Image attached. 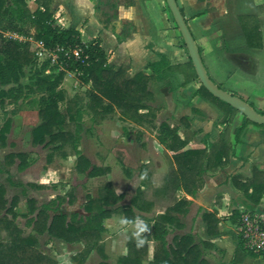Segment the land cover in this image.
<instances>
[{
    "label": "crops",
    "instance_id": "crops-1",
    "mask_svg": "<svg viewBox=\"0 0 264 264\" xmlns=\"http://www.w3.org/2000/svg\"><path fill=\"white\" fill-rule=\"evenodd\" d=\"M36 1L33 0L31 8L37 5ZM48 3L56 22L64 28H76L83 43L100 39L111 66H125L128 75L142 72L149 79L147 88L152 97L147 105L151 110H141L139 114L143 116L142 126L159 125L154 135L124 119L116 108L109 121L123 130L120 136L115 135L114 141L127 145L125 149L111 150L110 146L105 151L110 159L118 150L124 152L119 153L121 158L126 156L127 165L114 163L107 170L119 173L120 181L115 179L113 186L119 198L116 207L133 209V214H128L129 221L123 213H113L104 220L102 233L107 235L106 240L111 239L109 249L116 250L121 243V255L128 254L127 242L137 232L134 218H139L150 226V231L140 233L148 247L143 264L153 263L156 253L158 264H264V257L243 250L237 235L243 212L264 209V194L255 204L243 190L248 179L258 173L264 177V125L248 124L236 142L234 131L241 126L243 116L240 113L227 116L217 102L197 95L202 84L194 76L188 49L166 0H49ZM177 3L212 81L230 94L255 102L256 105L251 104L256 110H264V0H177ZM160 63L159 75L147 68ZM162 124L178 129L180 142H185L179 151L168 147L172 144L171 137L167 143L160 141ZM93 125L89 130L83 124L79 136L84 139L95 132L98 126ZM126 126H136L143 134L134 138ZM93 138L97 141V132ZM222 138L233 146L226 152L224 168L217 165L214 168L212 163L211 169H206L208 159L203 156L199 162L197 158L180 164L176 160L185 151L206 150L208 158L211 145ZM216 152L213 151L212 157ZM133 157L140 163L131 160ZM130 160L133 169L128 166ZM195 163L192 170L186 169L188 164ZM186 187L198 189L193 194ZM139 190L141 210L132 205ZM57 203L61 210L60 202ZM85 206L84 215L63 213L85 218L89 215ZM160 216L167 219L161 222L165 234L163 239L156 240L153 227ZM44 236L66 244L48 234ZM188 249L187 257L179 255Z\"/></svg>",
    "mask_w": 264,
    "mask_h": 264
},
{
    "label": "trees",
    "instance_id": "trees-1",
    "mask_svg": "<svg viewBox=\"0 0 264 264\" xmlns=\"http://www.w3.org/2000/svg\"><path fill=\"white\" fill-rule=\"evenodd\" d=\"M36 2L37 5L31 8L27 0H0V101L3 102L9 98L16 100L25 91L30 95L34 92L41 94L39 117L42 122L33 130V144L46 147L59 142L58 145L61 147L64 143L72 140L76 134L74 130L71 131V127L80 120V111L77 110V106L83 101V98L76 96L68 102L65 113L60 110V103L66 99L65 93L60 90V85L68 72H77L81 82L90 86L89 90L86 91V96L90 100L88 108L94 116L109 114L116 108L124 119L141 123L143 116L139 114L140 111L151 110L147 105L148 100L152 97L147 88L149 79L145 78L142 72L134 76L128 75V68L125 66H111L100 39L83 43L76 28H64L56 22L48 5L49 0H37ZM33 30L34 33L32 34ZM8 33L33 37L36 41H43L49 49L63 47L66 50H73L78 48L81 50V57L76 60L72 56L60 53L58 56L59 60L63 62V70L57 72V69L54 68L53 71L50 70L47 73V66L45 65L35 72L32 84L25 85L21 82L25 69L35 64L34 54L30 52L31 43L8 37ZM190 65L194 76L198 78L192 61H190ZM148 67H151L156 75L161 73V63L151 64ZM197 95L217 102L226 110L227 116L240 113L226 102L216 98L202 85L197 91ZM249 104L252 106L251 103ZM258 112L264 114V112ZM241 115L244 120L241 126L234 131L236 142L240 141V136L248 124L257 125L243 114ZM67 118H69V122H67ZM9 129V121L3 128H0V147L6 144V133ZM160 130L163 135L160 140L162 143H167L169 137L172 138V144L168 145L169 148L179 151L185 145V142H180L177 128L162 124ZM232 148V144L227 143L222 138L221 142L211 145V154L208 158L206 150H201L182 152L176 156V160L180 164L182 161L197 158V162H199L203 156L204 159H208L206 169H211L212 163H214V168L216 165L218 168H224L227 161L226 152ZM214 150L217 152L212 157ZM15 158H22V163L26 160L24 154H10L6 160L11 161ZM82 162L88 164V161L85 158L79 159V171L85 172L81 168L82 166L80 167ZM196 163L188 164L186 169L192 170ZM97 174L98 170L96 169H92L88 173L91 177ZM263 181V175L258 173L253 179H248L243 186L244 192L255 204L261 201L264 194ZM186 189L195 194L194 191L198 188L190 190L186 187ZM251 189L253 190L252 193H250ZM6 192V187L0 183V229L2 227L8 235L7 242L0 240V264H58L55 259L40 248L38 236L45 234L66 243H72L76 240L84 241V244L87 245V253H90L98 247L101 233L105 231L103 222L106 218H109L113 213H123L129 221L128 214H133L132 208L116 207L119 198L109 187L104 188L99 199L88 201L85 211L89 215L85 218L78 215L68 217L60 210L57 201H50L38 206L35 199L28 198L29 221L33 224V229L37 234L24 235L23 230L13 220L9 219L10 214L16 216L15 207L18 205L19 199L15 196L11 202H8ZM23 192L26 194L27 190L23 189ZM139 202L140 190L132 200V205L141 210L142 207ZM136 220L137 218H134V221ZM166 220L165 216L155 219L154 239H163L165 228L161 222H166ZM148 227L150 228L149 225ZM137 239L138 237H134L129 240L128 254L121 257L116 264H143L147 257L148 247L146 244L137 246ZM189 253L188 249L184 254L180 252L179 255L187 257ZM151 264H158L157 253L154 262ZM168 264L174 263L168 262Z\"/></svg>",
    "mask_w": 264,
    "mask_h": 264
},
{
    "label": "rangeland",
    "instance_id": "rangeland-1",
    "mask_svg": "<svg viewBox=\"0 0 264 264\" xmlns=\"http://www.w3.org/2000/svg\"><path fill=\"white\" fill-rule=\"evenodd\" d=\"M27 2L29 6H33V0H27ZM7 35L24 41L30 38L15 33H8ZM30 52L34 54L35 64L25 69L24 76L21 79L23 84H32L35 72L45 65L47 71H53L54 68L57 69V72L63 70V62L59 58L52 63L49 56L38 57L35 44H31ZM89 88L90 86L81 82L77 72L66 73L60 85V90L65 93L66 97L65 101L60 103L62 112L65 113L70 100H73L76 96L83 98V101L77 106V110L80 111V120L76 122L75 126L71 127V131L74 130L76 134L72 133L74 134L73 139L64 143L61 147L58 145L59 142L46 147L33 144V130L42 122L39 117L41 94L34 92L30 95L25 91L16 100L9 98L3 102L0 101V128H3L6 122H10V129L6 133V144L0 147V183L6 187L8 202H11L15 196L19 199L18 205L15 207L16 216L10 214L9 219L13 220L23 230L24 235L37 234L33 229V224L29 221L28 198L35 199L38 206L56 200L60 202L61 211L70 216L73 212H80L84 215V206L91 199H99L104 188L109 187L115 194L113 186L116 184L115 179L120 181L119 173H112L107 170H110V164L122 163L127 165L125 162L126 156L121 158L119 153L124 154V152L118 150L116 153L114 151L110 159L105 151L106 149L109 150L110 146H112L111 150L115 148L125 149L127 145H124L123 141H114L116 140L115 135L120 136L123 131L120 126L109 122L115 115V110L102 116H94L90 111L88 108L90 100L86 96V91ZM251 103L256 105L255 102ZM258 111L264 112L263 109ZM231 116L233 117V115ZM67 119V122H69V118ZM94 123L98 126L95 129L98 134L97 141L93 138L95 134L93 131L91 135L84 139L79 136V128H83V124L90 130L94 127ZM136 124L143 125L142 123ZM142 127L147 130L146 134L154 135V131L157 130L159 125L156 123L146 124ZM126 128L129 130L128 133L131 134L132 132L134 138L140 133L143 134L142 130L136 126H126ZM10 154H24L26 160L24 163H22V158H15L11 161L6 160V157ZM80 158H85L88 161V164L83 162L80 164L85 172L79 171ZM131 160L139 163L141 161L136 160L134 157ZM131 160L128 166L133 169ZM92 169L98 170V174L94 177L88 175ZM23 189L27 190L26 194H24ZM7 236V232L1 227L0 240L7 242ZM134 237L137 236L135 235L129 240ZM38 238L41 250L55 259L58 264H116L123 257L119 247L121 243H118L116 250H110L108 244L111 243V239L106 240L107 235L103 233L98 247L90 253H87V245L84 244V241L76 240L64 244L56 240L52 241L44 235H39ZM101 241H103L102 252H100Z\"/></svg>",
    "mask_w": 264,
    "mask_h": 264
},
{
    "label": "water",
    "instance_id": "water-1",
    "mask_svg": "<svg viewBox=\"0 0 264 264\" xmlns=\"http://www.w3.org/2000/svg\"><path fill=\"white\" fill-rule=\"evenodd\" d=\"M166 2L188 49L190 58L194 64L198 79L201 82L202 86H204L216 98L226 102L233 108L237 109L251 122L257 125H264V114L259 113L248 102L236 95L226 92L212 81L204 66L199 47L179 8L177 0H166Z\"/></svg>",
    "mask_w": 264,
    "mask_h": 264
},
{
    "label": "built area",
    "instance_id": "built-area-1",
    "mask_svg": "<svg viewBox=\"0 0 264 264\" xmlns=\"http://www.w3.org/2000/svg\"><path fill=\"white\" fill-rule=\"evenodd\" d=\"M25 41L36 45L38 57L49 56L52 63L57 61L60 53L72 56L76 60L81 57V50L78 48L73 50H66L63 47L49 49L43 41H36L33 37ZM49 72L50 70L47 71V73ZM237 235L243 250L248 254L264 257V209L243 212L237 225Z\"/></svg>",
    "mask_w": 264,
    "mask_h": 264
},
{
    "label": "clouds",
    "instance_id": "clouds-1",
    "mask_svg": "<svg viewBox=\"0 0 264 264\" xmlns=\"http://www.w3.org/2000/svg\"><path fill=\"white\" fill-rule=\"evenodd\" d=\"M135 225L137 228V232L135 233V235L138 237L137 246H142L144 243V240L142 238H139L140 233L150 231V229H149L148 225L146 224V222L139 219V218L135 221Z\"/></svg>",
    "mask_w": 264,
    "mask_h": 264
}]
</instances>
